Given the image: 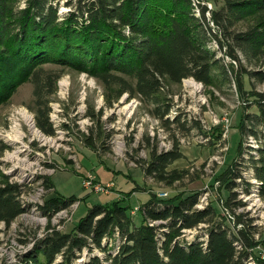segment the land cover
Listing matches in <instances>:
<instances>
[{"label":"trees","instance_id":"1","mask_svg":"<svg viewBox=\"0 0 264 264\" xmlns=\"http://www.w3.org/2000/svg\"><path fill=\"white\" fill-rule=\"evenodd\" d=\"M220 2L218 8L208 10L192 0H66L70 7L60 14L59 0H0V102L30 79L35 125L45 134H54L49 102L59 75L46 72L41 78L39 72L44 62H56L86 71L106 86H118L115 97L127 92L150 102L149 112L166 122L173 84L186 77L204 85H212L215 76L225 79L228 69L213 53L215 49L206 47L210 41L221 48L225 41L226 53L234 60H239L237 51L252 64L264 57V0ZM207 10L216 31L209 25ZM249 18L252 24L245 30L235 28ZM242 72L264 78L261 69ZM236 81L240 88L238 77ZM251 94L256 111L244 113L241 131L259 140L256 126L264 131V91ZM85 145L94 149L90 137ZM4 147L1 143V151ZM181 156L176 145L164 151L152 149L144 172L169 185L183 169L167 167ZM249 159L264 197V140H259L257 156ZM43 184L53 186L46 176ZM20 186L7 180L0 184V221L6 224L25 209L18 197ZM75 199L74 194H54L41 208L51 216ZM121 201L92 204L70 231L47 227L46 234L10 264H73L78 252L94 246L107 251L106 263L92 255L83 264H245L248 249L255 246L249 228L230 233L220 224L209 226L205 243L178 242L182 228L195 227L212 216L210 207L192 209L195 194L171 199L150 194L139 207V224ZM109 238L118 239L113 252L104 244Z\"/></svg>","mask_w":264,"mask_h":264},{"label":"rangeland","instance_id":"2","mask_svg":"<svg viewBox=\"0 0 264 264\" xmlns=\"http://www.w3.org/2000/svg\"><path fill=\"white\" fill-rule=\"evenodd\" d=\"M65 1L59 0L60 14L70 7ZM200 1L209 10L221 5L220 0ZM208 17L210 24L209 13ZM250 24L252 19L249 18L237 22L235 28L245 30ZM212 27L216 31L214 23ZM218 46L212 40L206 47L210 51L215 49L213 53L228 69L225 79L215 76L212 85H204L186 77L180 84H173L168 93L171 107L166 122L149 112L153 105L148 101L129 97L127 92L115 97L118 86L114 84L106 86L86 71L44 62L39 72L41 78L46 72L51 76L59 75L49 102V120L54 134H45L35 125L31 109L33 82L27 79L16 86L9 97L0 102V148L1 143L5 145L2 151L0 149V184L4 180L20 184L18 197L25 209L8 224L0 221V264L17 261L46 234L47 227L70 231L95 199L112 191L118 195L115 200L128 204L134 223L142 218L139 207L147 195L171 199L195 194L192 209L210 207L212 216L195 227L182 228L176 237L178 242L205 243L207 229L217 224L230 233L249 228L255 246L248 249L250 253L243 259L244 263L259 264L264 260V197L260 193V182L254 180L249 159L257 156L264 131L256 126L258 140L241 131L240 125L245 112L256 111L251 92L264 91V78H260V74H247L242 70L264 71V57L252 64L237 51L239 60H234L226 53L225 41L222 48ZM188 79L198 83V89L187 85L185 80ZM61 80L65 85L59 84ZM86 137H90L94 149L85 145ZM174 145L182 156L167 169L183 171L179 179L167 185L146 174L144 168L152 149L164 151ZM96 166H101L111 177L115 175L116 185L112 180H99ZM86 172L92 173L95 180L110 184L108 190L88 191L82 184ZM44 176L51 180L52 187L43 184ZM132 191L144 193L134 197ZM54 194H74L78 203L69 206L71 201L67 207L47 216L41 207ZM117 241V238H109L104 244L113 252ZM106 252L95 246L91 250L83 248L73 264H83L92 255L106 263Z\"/></svg>","mask_w":264,"mask_h":264},{"label":"crops","instance_id":"3","mask_svg":"<svg viewBox=\"0 0 264 264\" xmlns=\"http://www.w3.org/2000/svg\"><path fill=\"white\" fill-rule=\"evenodd\" d=\"M95 173L96 174H98V176H99V180H101V181H108V180H112V182L114 183V185H116V183L114 182V176H112L111 177V174L109 175V174H107V173H105L104 171H103V169H102V167L101 166H96L95 167ZM97 176V175H96ZM112 178V179H111ZM142 178V177H141ZM140 177L138 178L137 177V179L138 180H140L141 179ZM138 185H140V184H138ZM132 188V187H131ZM131 188H129L128 190H130ZM114 189V188H113ZM115 190V189H114ZM127 190V191H128ZM142 194V193H144V192H140V191H132V196H136V197H138L139 196V194ZM61 194V193H60ZM115 193L112 191V192H110V194H101L100 196L101 197H98L97 199L98 200H96L95 199V201H94V203H103V202H108V200H115V199H117L116 197L118 196V195H114ZM64 196H66V195H64ZM148 195H147V197H145L141 202H144V201H146L147 199H148ZM93 203V204H94ZM140 220H141V218H140ZM140 220H139V222H140ZM138 222V223H139ZM136 224H138L137 222H135Z\"/></svg>","mask_w":264,"mask_h":264},{"label":"built area","instance_id":"4","mask_svg":"<svg viewBox=\"0 0 264 264\" xmlns=\"http://www.w3.org/2000/svg\"><path fill=\"white\" fill-rule=\"evenodd\" d=\"M199 3L204 4L200 0H199ZM208 10H209V8H208ZM208 10L206 11L207 18H209L208 17V13L210 14V12ZM210 24L213 25L212 21H210ZM82 184L88 191H92V192H104V191H107L108 190L107 186L110 185L108 183L103 184V183L95 180V176L92 173H90V172H86L85 176H83ZM77 203H78L77 199L72 200V206L76 205ZM61 209H63V208H61ZM61 209H59V210H61Z\"/></svg>","mask_w":264,"mask_h":264},{"label":"bare ground","instance_id":"5","mask_svg":"<svg viewBox=\"0 0 264 264\" xmlns=\"http://www.w3.org/2000/svg\"><path fill=\"white\" fill-rule=\"evenodd\" d=\"M193 1V3L194 4H196L197 5V3L199 4V0H192ZM196 14L198 15L199 14V12H198V9H197V7H196ZM206 17V16H205ZM209 25H211V24H209ZM211 27V26H210ZM185 83L187 84V85H190V86H192V88L193 89H198V83H196L195 81H193V80H190V79H188V80H185ZM59 84H62V85H65V82H63L62 80L61 81H59ZM26 118L27 119H29L30 120V118H29V116H26ZM15 140H17V138L15 137L14 138ZM250 180V179H249ZM252 180V179H251ZM254 180H256L255 178H254ZM257 181V180H256ZM252 182V181H251ZM259 182V181H258ZM69 206H72V202L69 204ZM200 208V207H199ZM184 231V230H183Z\"/></svg>","mask_w":264,"mask_h":264}]
</instances>
